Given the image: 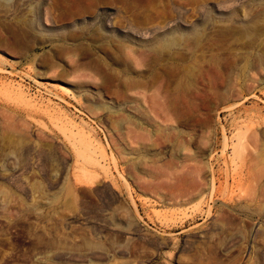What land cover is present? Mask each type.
<instances>
[{
  "label": "rangeland",
  "instance_id": "obj_1",
  "mask_svg": "<svg viewBox=\"0 0 264 264\" xmlns=\"http://www.w3.org/2000/svg\"><path fill=\"white\" fill-rule=\"evenodd\" d=\"M0 264H264V0H0Z\"/></svg>",
  "mask_w": 264,
  "mask_h": 264
}]
</instances>
